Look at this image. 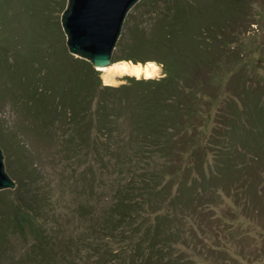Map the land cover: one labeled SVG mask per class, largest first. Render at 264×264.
<instances>
[{
    "label": "rangeland",
    "instance_id": "obj_1",
    "mask_svg": "<svg viewBox=\"0 0 264 264\" xmlns=\"http://www.w3.org/2000/svg\"><path fill=\"white\" fill-rule=\"evenodd\" d=\"M64 1L65 6L63 0H0V51L6 54L9 65L17 63L23 67V79H38L47 73V67L57 70L60 61H70L62 26L68 5V0ZM172 1L140 0L130 9L124 30L130 31L126 42L132 45L137 36L144 34L148 42L156 41L136 55L138 58L169 59V52L158 48L159 22L169 12ZM182 1L192 7L190 13L201 22L189 38L183 33L174 44L177 55L183 54L191 63L187 70L190 76L181 85L187 112L182 121L189 133L184 134L187 139L177 141L174 169L158 155H136L131 146L119 150L114 146L115 150L111 148L109 152L94 141L103 140L100 133L90 129L93 125L87 136L77 141L83 144L89 140L90 148L71 145L67 150L65 141L74 133L61 125L57 131L42 130L41 123L35 122V116L25 110L21 101L24 87L16 70L8 75L0 69V138L8 146L11 172L18 176L21 165L31 163L42 172L45 181L41 185L49 194L46 197L38 193L45 215L39 219L41 229L37 233L49 234L60 242L70 241L66 249L76 251L79 264H131L129 255L140 237L133 235L130 227L109 231L103 225L115 192L126 189L131 182L141 184L142 177L155 170L165 175L164 184L168 182L175 193L187 174L188 181L200 177L196 162L203 159L205 173L213 182L209 191L193 192L189 207H183L177 223L174 220L183 239L172 246L167 260L171 264H264V114L261 119L254 112L256 107L264 109V0H244L240 12L219 32L212 25L224 24L220 11L212 6L205 8L207 2L211 5L214 0ZM197 44L199 48H194ZM117 46L114 53L121 56ZM31 51L39 53L32 61L28 57ZM200 57H204V65H192ZM148 63H155L160 69L151 79L164 77L161 65ZM107 75L100 71L103 84L112 87H119L126 83L125 77H132L116 75L108 84ZM257 130L262 133L258 139L252 134ZM96 142L101 145L99 148L95 147ZM224 148L237 158L233 162L235 168L220 173L217 162ZM154 209L149 208L142 217L155 219ZM36 239L31 234L24 243L16 236V256L30 250ZM62 247L56 245L57 250ZM106 251L113 256L100 262V254Z\"/></svg>",
    "mask_w": 264,
    "mask_h": 264
},
{
    "label": "trees",
    "instance_id": "obj_2",
    "mask_svg": "<svg viewBox=\"0 0 264 264\" xmlns=\"http://www.w3.org/2000/svg\"><path fill=\"white\" fill-rule=\"evenodd\" d=\"M243 1L214 0L211 5L207 2L205 8L208 6L216 8L224 18V24H215L212 28L217 32L224 30L230 18L240 12ZM65 5L66 2L63 0V6ZM190 10L192 7L184 5L182 0H173L169 12L163 14L160 19L161 45L158 48L169 52L167 60L138 58L136 55L148 45L156 44V41L148 42L144 34L141 37L137 36L130 45L126 42L130 31L122 34L117 46V51L122 52V55L114 53L113 63L129 61L136 65L139 63L145 65L150 61L157 62L165 74L159 79L125 77L126 83L119 87L106 86L103 84L100 71L96 70L92 63L73 56L70 51L66 52L70 61H60L57 70L51 66L47 67V73L38 79L34 76H26L23 79L21 76L24 73L23 67L19 64L18 67L17 63L9 65L6 54L1 51L0 69L8 75L15 74L16 70L15 75L19 77L24 87V90H21V101L25 104V110L35 116V122L41 123L42 130L57 131L61 125L67 126L71 134L74 133L65 141L67 150L71 145L90 148L92 143L90 144L89 140L84 141V145L77 141L79 138L83 139L84 135L87 136V130L93 125L90 129L93 128L95 132L100 133L103 140L96 138L94 141H99L105 149L115 150L113 147L116 146V150H119L131 146L136 155L144 158L158 155L174 169L175 160H178L177 141L187 139L184 134L189 133V128L185 127L182 121L187 112L185 113L183 108L184 92L181 85L190 76L187 70L191 64L183 54L177 55L174 44L178 35L184 33L189 38V34L196 31L195 26L201 22H197V16L191 14ZM129 45L131 47L127 49ZM194 48H199L198 44ZM201 52L206 54L204 50ZM28 54V57H31L30 61L33 57H39L37 51ZM204 62V57H200L199 61L192 62V65L201 68ZM262 110L256 107L254 112L258 118L263 117ZM237 129L239 130V127ZM252 134L256 139L262 136L261 130L252 131ZM101 145L96 142L95 147L99 148ZM70 149L72 150L71 147ZM110 150L108 151L111 152ZM222 150L218 157L220 161L217 162L220 173L235 168L233 162L236 157L225 151L226 148ZM30 165L32 166V163L21 165L18 176H14L8 169L16 187L0 191V264H79L80 257L76 251L74 252L72 248L66 249L71 244L70 241L60 242L49 234L37 233V230L41 229L39 219L45 215L40 208L39 197L42 196L38 193L47 197L49 192L48 189L42 188L41 184L45 181L42 172L35 166L30 168ZM196 169L200 177H192L190 183L188 181L190 174H187V179L181 181L175 193L170 189L172 186L168 182L164 184L165 179L162 177L165 175L155 170L146 175L147 177L143 176L141 184L131 182L126 189L115 192V200L105 214L103 225L109 231L130 227L134 229L133 235L140 237L129 255L131 264H171L167 258L171 257L172 246L183 239L181 238L183 232H178L173 225L174 220L177 223L181 216L179 213H183V207H189L193 192L209 191L213 182L205 173L204 159L196 162ZM41 190L44 192H39ZM153 207L155 209L152 214L156 215L155 219L142 217L144 212ZM31 234H35L37 239L30 245V250L20 257L16 256V236L20 238L19 241L27 243ZM60 244L63 247L57 250L56 245ZM121 254L122 252L119 255ZM100 255V262L105 263L113 253L106 251Z\"/></svg>",
    "mask_w": 264,
    "mask_h": 264
},
{
    "label": "water",
    "instance_id": "obj_3",
    "mask_svg": "<svg viewBox=\"0 0 264 264\" xmlns=\"http://www.w3.org/2000/svg\"><path fill=\"white\" fill-rule=\"evenodd\" d=\"M140 0H68L62 26L70 53L100 67L113 65L130 9ZM264 35V34H263ZM7 143L0 138V191L15 189ZM15 178V177H14Z\"/></svg>",
    "mask_w": 264,
    "mask_h": 264
},
{
    "label": "bare ground",
    "instance_id": "obj_4",
    "mask_svg": "<svg viewBox=\"0 0 264 264\" xmlns=\"http://www.w3.org/2000/svg\"><path fill=\"white\" fill-rule=\"evenodd\" d=\"M98 70L107 73L108 75L105 78L106 83L110 84L113 81V77L116 75L119 76H132L140 79L145 77V79L155 78L160 69L155 63H148L147 65L141 64H130L128 62H119L107 67H100Z\"/></svg>",
    "mask_w": 264,
    "mask_h": 264
}]
</instances>
